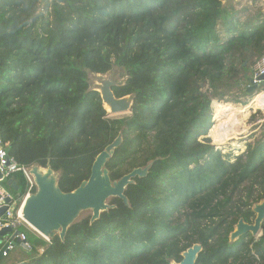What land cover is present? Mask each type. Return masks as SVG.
I'll return each instance as SVG.
<instances>
[{
  "label": "trees",
  "instance_id": "16d2710c",
  "mask_svg": "<svg viewBox=\"0 0 264 264\" xmlns=\"http://www.w3.org/2000/svg\"><path fill=\"white\" fill-rule=\"evenodd\" d=\"M262 57L260 8L241 19L222 0H0V144L9 156L49 164L63 192L88 179L119 132L106 164L112 181L152 163L126 188L129 207L111 199L114 209L93 223L83 217L64 241L26 235L28 259L2 263L172 264L199 244L195 264H264V221L257 239L229 241L264 200V130L235 157L204 137L214 99L247 105L228 91L248 83ZM115 68L126 77L115 97L132 98L124 118H109L89 90V75ZM11 176L23 196L25 177Z\"/></svg>",
  "mask_w": 264,
  "mask_h": 264
},
{
  "label": "water",
  "instance_id": "95a60500",
  "mask_svg": "<svg viewBox=\"0 0 264 264\" xmlns=\"http://www.w3.org/2000/svg\"><path fill=\"white\" fill-rule=\"evenodd\" d=\"M89 78L96 81V84L91 86L89 90L99 93L103 108L109 115L131 113V96L116 98L113 93L114 87L124 85L126 77L121 82L117 78L112 79L107 72L103 75L91 74ZM257 80L260 81V85L253 84L250 79L248 94L258 93L264 87V75L259 76ZM122 141V132H119L113 142L95 157L88 179L82 181L77 188L70 192H63L59 188L60 175L49 164L45 167L30 166L28 175L34 184V191L19 206L21 218L45 240L51 241L58 237L60 241H64L68 229L85 215L89 214L90 223H93L99 220L102 213L114 209L115 205H110L111 199H120L125 206L129 207V200L125 195L126 188L134 184L136 177H146L152 163L135 168L120 179L112 181L106 164L113 157L115 150ZM9 150L10 145H7L4 150L5 167L9 165ZM3 176L0 172V182H2L3 187L12 190L14 193L8 190L10 196L5 198V205L0 208V216H3L9 206L20 198L19 186L15 178ZM252 212L255 214L253 223L248 224L240 219L229 235L230 242H234L246 234H250L252 237L261 236V225L264 221V200L255 204ZM18 234V231L13 232L10 227L2 228L0 230V243H4L3 240L6 237L13 241ZM16 240L19 242L18 239ZM8 246V243H4L2 246L0 260L3 259V253L7 251ZM21 247L28 250L24 243H21ZM200 251L201 246L199 244L193 245L181 254L182 260L175 264H195ZM185 253H190V256L186 258Z\"/></svg>",
  "mask_w": 264,
  "mask_h": 264
},
{
  "label": "rangeland",
  "instance_id": "374dc122",
  "mask_svg": "<svg viewBox=\"0 0 264 264\" xmlns=\"http://www.w3.org/2000/svg\"><path fill=\"white\" fill-rule=\"evenodd\" d=\"M222 4L226 8H232V9L238 11L241 19H244L247 16L251 15L258 8H260L261 11L264 13V2L262 0H256V1L255 0H222ZM244 9H247L248 11L244 10ZM109 76L112 79L117 78L121 82H123L125 80L124 71L122 69H119V68H115L112 71H110ZM89 83H90V87H91V86H94L96 84V81L89 78ZM246 84H247L246 81L242 80V85L240 87H233L230 91H228L229 101H231L232 99H237V100H239L241 102H245L247 104L249 102V100L251 98H253V96L257 92L255 94H248L247 90L249 89L250 83L248 82V86ZM214 101L218 102L220 104L230 105L233 107H236L238 105L243 106L241 104L218 101V100L214 99L211 103V110H212L211 128L214 125V122H213V116H214L213 102ZM259 109H262V108H259ZM263 113L264 112L259 111L258 109L255 108L252 110L249 109L245 115H239L237 118L243 121V126H242L243 129L237 131L236 135H234V138L236 140L234 138L230 139L224 145H222L220 147H217L216 145H214L212 139L208 136L209 131H208V134L204 137L208 138L210 140L211 145H213L216 150H220L222 155H227V154L231 153L232 157L238 156L245 151L246 144L252 142L255 138H258L259 134L264 130V115H263ZM128 115H130V113H125V114H121V115H114V116L108 114V117L109 118H124ZM199 140H201V138H199ZM3 148H6V147H3ZM259 203H261V201ZM88 215L89 214H87L85 216H88ZM37 237L41 238L45 242H47L39 234ZM254 238L257 239L258 236L254 237ZM172 264H175V263H172Z\"/></svg>",
  "mask_w": 264,
  "mask_h": 264
},
{
  "label": "built area",
  "instance_id": "2783aa9c",
  "mask_svg": "<svg viewBox=\"0 0 264 264\" xmlns=\"http://www.w3.org/2000/svg\"><path fill=\"white\" fill-rule=\"evenodd\" d=\"M264 75V57L259 59L253 68V74L251 77L252 83L260 85V81H258V77ZM5 148L0 145V172L5 176H9L11 173L15 171H20L22 175L25 177L27 183L26 193L23 196H20L18 200L13 205H10L9 208L5 211L3 216H0V230L5 227H10L13 232L18 231L19 234L15 236L13 240L15 242L16 239L19 240L20 243H24L26 247L29 249L30 244L27 241V237L25 234L26 229H30L34 233H36L22 218L19 211V206L22 201L34 191V184L31 180V177L28 175L29 167L27 166H19L16 161L10 157L9 165L5 167L6 160L4 154ZM9 191L3 187L2 182H0V208L5 205V198L9 197ZM18 206V207H17ZM17 207V209H15ZM26 228V229H25ZM38 235V233H36ZM259 237V236H258ZM6 239V243L9 244L7 251L3 253V258L6 257L13 248H15V244ZM47 241V240H46ZM48 242V241H47ZM24 249V248H23Z\"/></svg>",
  "mask_w": 264,
  "mask_h": 264
},
{
  "label": "bare ground",
  "instance_id": "6f19581e",
  "mask_svg": "<svg viewBox=\"0 0 264 264\" xmlns=\"http://www.w3.org/2000/svg\"><path fill=\"white\" fill-rule=\"evenodd\" d=\"M264 2V0H262ZM264 109V88L256 93L245 106H230L213 102L214 116L213 127L209 130V137L214 145L220 147L228 140L233 139L237 131L243 129V121L238 119L239 115H245L249 109ZM241 132V131H240ZM235 139V138H234ZM236 140V139H235ZM186 258L190 253L184 254Z\"/></svg>",
  "mask_w": 264,
  "mask_h": 264
},
{
  "label": "crops",
  "instance_id": "0c3cea01",
  "mask_svg": "<svg viewBox=\"0 0 264 264\" xmlns=\"http://www.w3.org/2000/svg\"><path fill=\"white\" fill-rule=\"evenodd\" d=\"M250 77V76H249ZM243 81H245V80H243ZM247 86H248V83L246 84ZM264 88V87H263ZM252 110V109H251ZM258 110L259 111H262V112H264V109H259L258 108ZM263 115H264V113H263ZM26 229V228H25ZM25 233H26V235H27V237L28 238H32V239H34V238H36L38 235L36 234V233H34L33 231H31L30 229H26V231H25ZM38 238V237H37ZM6 239H8V237H6L4 240H3V242L4 243H6L5 241H6ZM9 241H11V239H8ZM4 243H0V250H1V248H2V246L4 245ZM14 243V241L12 242V244ZM25 250V249H24ZM23 250V248H21V247H17V246H15V248H13L12 250H11V252L9 253V254H11L17 261H25L27 258H28V253L27 252H25ZM3 260V259H2ZM2 260H0V264H3L2 262Z\"/></svg>",
  "mask_w": 264,
  "mask_h": 264
}]
</instances>
